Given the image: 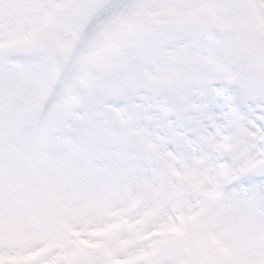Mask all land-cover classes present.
<instances>
[{
    "label": "rangeland",
    "instance_id": "1",
    "mask_svg": "<svg viewBox=\"0 0 264 264\" xmlns=\"http://www.w3.org/2000/svg\"><path fill=\"white\" fill-rule=\"evenodd\" d=\"M27 1L31 4H25ZM72 1L75 2L80 0H54L52 5L56 12H60L66 4ZM94 1L107 2V0ZM110 1L114 3L126 1V3H131L129 1L134 0ZM139 1H142L146 7L150 6L147 10H149L148 15L154 19L153 25L156 26L154 29L149 30L144 28L143 31H139L137 28H131L129 30L133 24H144H140L138 22L139 19L136 21L133 16L129 14L130 11L126 10L123 14L96 18L91 21L92 30H89L87 27L81 29V34L86 37L85 40L92 41L91 46L85 45L84 47L92 56L98 52L99 46L107 45L109 47H116L122 43L121 54L107 61L99 60L89 64H82L79 62L75 64L78 69L82 70L73 72L78 77L86 71H90L92 75L99 73L101 70L102 72L94 82L86 98L79 103L75 102L70 106L66 105L70 102V99L65 92L63 93L62 88L59 89L61 96L52 102V107H60L67 109V111L66 115L59 118L56 122L48 121L45 115L33 119L29 115L27 116L28 122L26 123L25 118L22 119L21 117H25V113L30 111V95L34 94L32 92L34 89L31 88V86L34 85L30 86L27 80H38L41 77L46 80L50 88L55 89L57 87L56 77L62 78L69 74L61 65L62 61L57 54L52 55L49 49L42 48L50 60L37 63L26 69L25 67L17 65L4 64V62L0 60V109L1 111L20 116V122L23 123L21 125L22 132L26 134V138H29L31 146H34V149L38 148L34 154L30 155V162L38 166L42 160L48 157L51 161L47 164V167L51 165L52 168H56L59 171L60 166L69 161L70 157L76 156V154L78 157L85 160V162H87L86 160H90L91 162L88 170H86L82 164H80V166L75 165L73 170L68 171L71 176L66 174L64 177L60 172L62 183L58 185V187L56 186V188L54 185L56 180L52 172L50 171L49 173L54 182L51 181L49 174H43L42 180L44 186L42 188V193L45 202H40L42 207H46L47 209L53 208L50 215L53 214L56 219H59L62 214L68 217L75 216L72 220L73 223H75L72 228L73 230L83 225L79 222L84 221L83 214L93 213L99 207H106L108 210L107 219H104L102 221L103 223L109 224L108 222H114V220L115 222L119 220L123 222V224L116 223L115 225L117 228L106 234L105 237H102V247L109 253L107 255L104 253L105 259H97L95 261L96 264H115L117 261L116 257H119L122 253H124L123 257L127 260V258L139 253L141 250L143 251V249H141L142 247L145 246L146 248L148 243L142 247L141 244L144 243V239L146 235L150 233L151 229H165L169 226L166 215L168 214L169 208L175 205L174 193H171L170 199H168L166 197V191L165 193L160 192L161 189L157 184L162 183L165 175L159 167H157L158 180L155 181L157 184L155 185L153 181H148V183H146L144 175L155 171L151 169L148 172L143 167V158L146 155V150L138 146L139 141L135 142V139H140V137L135 134L141 131L147 139L156 144V141L153 140L149 134L151 133L149 127H156L154 123L156 119L159 118L162 122L160 127L156 129L163 131L160 137L161 143H159L160 139H158L159 146L163 151L167 142L172 140L173 134L177 133L173 121L171 120V112L175 110L188 116L189 120H185L184 122L189 124L191 121L193 127L196 128L197 117L206 109L207 105L193 101L191 106L185 107L183 103L179 106L175 103L173 107L167 108L164 114L159 113L158 117L155 115V112L151 110L148 117H146L149 125L146 123L142 128L129 129V131H132V135L124 134L125 129H128V125L131 128L132 123L130 122L131 119L127 120L124 118L134 117L135 109H138V114L142 115L140 112L141 107H138L139 102L144 101L143 105H148L150 95L160 94L163 97L171 98L170 95L172 94L174 101L182 100L184 93L189 89L194 91L198 86L213 80L228 83L235 87L241 95L243 86L237 83L236 78L239 74L238 70L241 65L244 64L245 60L243 61L237 52L231 50L232 48L235 49L238 47V42L233 40L231 42L233 47L230 49V44L222 38L221 32L226 29L229 30V33H231V31L233 33L234 31L241 33L249 30L253 25H257V27L261 25V18L258 11L251 3L245 0ZM8 2L9 0H0V5L3 7L0 8V35L2 33L7 34L6 31L1 29V26L13 23L9 19L7 15L8 12L4 8ZM260 3L263 7V0L260 1ZM24 4L27 7L20 9L19 19L28 24L27 17L30 16L29 14L35 13L38 15L41 10L34 11V9H38V6L35 5V0H25ZM124 18L126 19L125 21L123 20ZM50 26V17L44 14L43 17L36 22V29L38 32L37 42H39L42 37L43 39H48L56 35L55 31L48 34L44 33ZM173 28L179 29V33L164 38L163 36ZM95 36H99L101 39L95 41ZM244 40L248 41L247 37H245ZM60 42V47L63 50L76 49L84 45L81 44L79 46L77 43L68 44L64 40H60ZM40 46L41 45H39V47ZM89 47L91 49L90 51L88 50ZM245 53L246 52H244V55ZM134 54L137 55L134 56ZM250 55L254 56L253 50L250 51ZM214 59H216V61H214ZM183 65H185V70L188 75L190 77L192 76L191 79L186 77L185 83L187 84L185 88L181 86L182 76L173 79L169 84L172 93L168 91V86L165 84H160L161 86L155 88L151 87V85L147 86L144 84L141 88H133L135 79L132 76L134 75L144 78H151L157 75L169 76L173 75ZM108 66L115 69L106 74V72L110 70ZM37 76H39V78H34ZM83 92L85 91L83 90ZM82 94H86V92ZM92 96L95 98L93 99ZM241 97L245 99H255L264 97V94H261V92H254L248 96L241 95ZM116 98L119 99L118 101L125 102L128 106L131 104V108L127 107L130 116H127V114L123 116V112L121 113V110L114 104ZM109 102L111 103L110 105L108 104ZM63 105L66 106L62 107ZM12 106L13 110H10L9 107ZM156 107H158L157 104ZM186 116L183 117L185 118ZM155 117L157 118L154 120L149 119ZM232 125L233 123L229 128H231ZM214 126L219 129L218 125L214 124ZM163 127L166 128L167 131L163 130ZM242 127L244 128L243 132L245 133V139L242 140L243 152L240 154V157H243L244 160L239 163L238 169L234 173L237 177L252 172V170L254 171L256 167L258 169L260 167H258V165L261 164V159L252 154L253 146L247 128L244 124ZM202 131L209 154H214L213 148L216 146L218 148V144L221 145L220 133L209 132L207 129L201 130L200 132ZM30 134L33 136L36 135V139L34 140L35 137H30ZM210 141H212L213 144H210ZM38 142L39 147H36ZM20 149L24 153L25 145H22ZM73 152L74 154L71 155ZM137 154L141 155V157ZM172 158V165L175 167L177 166V161L175 160L176 156L173 155ZM213 159H216L214 155ZM110 161H112L114 166ZM216 162L219 171L220 165L218 159L215 161V164ZM32 166L34 167V165ZM115 167L123 170L124 174L122 177L118 175V169ZM224 180L225 178H220L221 182ZM90 182L92 183V186H90V190L92 189L91 192H89L87 188H84L87 183ZM112 183H114V186H116L119 193H121V198H119L118 201L115 199V203L112 201L109 193L105 189H102L104 187H111ZM141 186L150 187L151 190L146 191V189ZM33 187V184H31L29 191H31ZM66 189H68L67 193L61 195L60 192H64ZM258 189L260 190V188ZM138 192L142 194V196H138ZM260 194V192L254 193L253 189L248 193V189L242 187L241 189H235L229 195V198L231 197L233 202L231 201V204L225 207L222 215L220 211L217 213L219 215L217 223H223V221H225V225L230 228L224 225L222 226L223 228L221 227L219 229L220 232H216V227L213 228L212 236L215 240V245L217 244L222 250L226 247L218 242L216 236L220 239L224 238L226 244H234L233 238L238 236L240 231L232 236V239L229 235L233 232L235 226L243 228V232L247 234L248 239L246 240L248 242H258L256 239H260L261 237L260 228L264 222V199L259 201L254 199L255 195ZM151 195H154V198L149 199ZM58 196L63 199H58ZM73 196L76 204H78V208L75 210V213H73L74 215L71 216L69 212H71L70 205ZM132 198L133 200L131 201ZM236 199L237 202L235 204L234 201ZM19 203L25 204V201H20ZM124 203H129V205H122ZM147 203H151V205L155 206L154 209H157V213L161 218L160 221L153 222L152 226L151 224L144 225V222L140 225L141 220L144 219L141 213H144L147 209ZM14 204V201L9 202L10 206ZM49 204H51L52 207H49ZM225 204L227 203L225 202ZM133 205H136V207L134 208ZM205 207L206 202H203V204L196 209V217L204 213ZM120 209L124 210L121 214L118 211ZM128 212L131 213L130 216H127ZM135 213L137 214L135 215ZM173 214L175 215V213ZM86 219H88V217ZM248 219L252 221V224L246 223ZM172 222H175V219H172ZM183 222L182 227L184 228L182 232L183 230L188 231L189 222L185 221V225H183ZM257 230L259 231L258 234H255ZM38 232L40 237L44 238V232L42 230ZM120 240H122L124 244L127 243L128 248L118 245L117 242ZM40 243H43V241ZM58 244H60L59 241H57V245ZM26 246H29V249L33 248L30 244ZM18 252H20V256H18ZM0 253H2L3 258L6 256L16 258L17 260L14 264H29L25 259V228L19 231L13 230L9 228L8 225H3L0 220ZM167 255V251L163 249L159 254L156 252L152 259L148 258L144 264H174L167 260ZM46 257L51 259V255ZM102 260L104 263L101 262ZM106 261H109V263H106ZM229 261H231V264H264V243L249 247V250H238L237 253L233 255V258L229 260H225V257L223 258L224 264H229ZM44 262L43 259L37 261L36 264H44ZM1 264L7 263L1 262ZM218 264H221V262H218Z\"/></svg>",
    "mask_w": 264,
    "mask_h": 264
},
{
    "label": "snow or ice",
    "instance_id": "2",
    "mask_svg": "<svg viewBox=\"0 0 264 264\" xmlns=\"http://www.w3.org/2000/svg\"><path fill=\"white\" fill-rule=\"evenodd\" d=\"M159 102L170 108L176 103L171 98L159 97ZM193 101L207 105L196 120V128L185 123L181 113L173 110L171 118L189 138L196 140L197 132L208 129L216 131L218 125L222 131H227L230 125L239 120L250 134L252 151L259 159H264V97L242 98L237 89L226 82L219 80L210 81L198 86L194 91L189 89L184 93L182 103L185 107L191 106ZM221 162L228 160L227 156L218 155ZM237 184L245 188L259 187L264 189V165L240 177Z\"/></svg>",
    "mask_w": 264,
    "mask_h": 264
}]
</instances>
